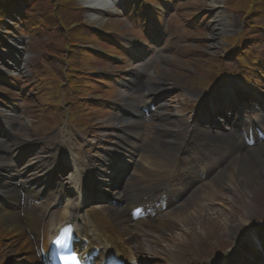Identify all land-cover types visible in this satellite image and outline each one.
Masks as SVG:
<instances>
[{
    "label": "rangeland",
    "instance_id": "obj_1",
    "mask_svg": "<svg viewBox=\"0 0 264 264\" xmlns=\"http://www.w3.org/2000/svg\"><path fill=\"white\" fill-rule=\"evenodd\" d=\"M18 1L0 0V34H8L0 41V51L8 53L1 48H12L14 40L22 45L17 43L16 47L21 49L16 52L17 59L10 62L13 68H6L0 61V70H3L0 72L5 74L0 79V103L9 106L8 111L15 109L13 113L18 121L11 131L13 144L37 143L47 153L52 144L59 143V135L63 133L76 140L78 147L89 155L103 156L116 143L113 140L117 136L115 129L125 126L118 114L109 113L107 106L112 104L118 109L124 108L126 102H134L139 107L143 76L156 85L174 84L201 93L215 86L223 76L241 74L252 89L264 92V84L256 77L257 70L264 69V0H125L124 6H117L115 13L108 12L95 21L92 11L83 7L81 0ZM148 13L158 20L155 27L164 33L166 52L163 54L158 48L153 51L144 38L148 32L144 27ZM216 13L225 18L219 16L220 25H226L220 36H215L213 26ZM7 18L13 19L11 27L4 24ZM102 34L107 35L102 37ZM128 41L139 44L147 55L141 58L137 71L132 70L135 63L131 58L120 55V51L130 53ZM109 44L117 45L115 48ZM231 54L234 57L231 58ZM117 78L131 81L133 85L137 82L138 92L120 89ZM168 92L170 99L166 102H173L172 106L168 104L169 109L174 114L179 107L182 111L180 101L185 96L178 94L174 99L179 90ZM187 106L188 103L184 109L191 113V107ZM157 159L166 165L161 156ZM213 188L205 185L200 190L203 193L190 195L180 208L166 214L165 232L155 234L161 243L154 241L155 237L150 238L158 248L153 250L151 264H166L164 258L172 259L167 249L178 253L181 259L190 253L198 257L197 252L183 248L174 238L191 235L195 243H199L203 237L225 234L228 227L219 231L214 221L217 209L227 213L229 207L230 224L238 225L225 248L212 240L209 248L204 249L206 264H211L221 253H228L230 257L232 248L241 242L246 232L255 233L254 224L264 220V198L260 195L264 187L258 189L259 198H255L254 191L246 196L238 189L239 193L235 194L228 184L220 183ZM213 190L219 198L214 199V203L208 201L206 221L194 219L190 227L177 222L178 216H186L195 206L204 203L202 195L213 197ZM253 200L260 204L257 208L252 205ZM44 202L52 200L41 198L32 205ZM223 202L226 208L220 206ZM246 210L252 213L248 217L249 224L243 222ZM191 227L194 234L188 231ZM162 249L166 253L162 255L164 258H159L156 251Z\"/></svg>",
    "mask_w": 264,
    "mask_h": 264
},
{
    "label": "bare ground",
    "instance_id": "obj_2",
    "mask_svg": "<svg viewBox=\"0 0 264 264\" xmlns=\"http://www.w3.org/2000/svg\"><path fill=\"white\" fill-rule=\"evenodd\" d=\"M83 3L86 7L95 11V14L93 15L94 21L100 20L106 10L116 11L113 0H83ZM221 31L218 32L219 34H217V36H220ZM17 43L22 46L19 42ZM138 88L139 87H135V91H138ZM153 89L157 90L154 86L152 87V90ZM195 96L196 95H194V97ZM126 105L127 108L135 109L132 104H129L128 102H126ZM155 117L158 129H155L154 132L153 130L149 132L150 143H152V145H148L143 156L137 154V156L134 157L132 155L131 161L128 158L127 164L123 161L126 165L125 169L129 168L127 170V177L129 179L128 184L136 182V190L150 187L151 185H148V183L157 181V179H152L155 176H158V178L165 176L161 166L156 163L154 157L146 156L148 152L151 151L153 154L157 155L161 154L166 162H170L176 172L179 168V162H177L176 156H179L180 153L184 151L182 147H175L171 144L168 145L167 139L164 135L162 137L159 136L162 132L167 131L170 128V123L174 122L175 126H179L176 120L170 115L157 114ZM125 124L126 126L122 134L128 133L134 135V137H139L140 126H137V122H126ZM204 134H201L200 137L195 134V139H200V145H203L208 139ZM118 137V145L125 148L128 139L121 141L120 134ZM65 138L68 137L64 135L59 136V143L52 145V149L50 148L47 153H45V151L42 152V150L41 152L36 153L34 149L37 145H35L33 156L27 158L26 162L22 164H20V160H17L14 157V154H6L7 156L0 157V172L5 173L0 175V178L8 175L11 176L10 181H13L14 179L12 176L16 175L21 179H27L26 182L21 183L24 186L25 194L29 193V189H31L33 185L34 187L43 186L42 191L46 192V183L40 185L38 181H43L44 179L49 180L52 174H56L59 171H65L68 175L66 182L58 185V183L56 184L50 180L47 181V183H50V186L52 187L58 186L63 190L68 189L74 196L69 201L65 202L62 200L58 202L56 200L57 205H55L54 210L51 213L47 212V203H42L40 205V213L42 216L36 220L32 219V209H23L22 213L25 217L24 220L26 225L23 224L19 214H17V212L20 213L21 209L17 208L16 213H10L1 209L0 264H42V254H47L50 241L55 237L62 226L69 223H72L75 226L76 236L84 254H87L90 251H98L97 264H101L104 259L108 260L112 256L123 259L129 264L133 261L139 262L142 257L153 256V250L158 248L153 246L154 243L150 241V238L155 237V234L165 232L167 222H165L163 218L156 219L148 217L149 223L143 225L130 219L127 216V213H125V207H123V205L126 206L123 197L124 193L129 190L127 187L128 184L126 185L125 190H122V188L118 189V186L123 183L122 180L119 184H113L110 182L111 180H109V177L113 178L112 174L116 171V168L110 164V161H112L111 156L107 157L105 163L99 161L94 162L90 158L91 156L79 153V150L71 145L69 141L65 140ZM213 142H215L217 148L222 143L218 140H214ZM228 144L229 143L226 142V145ZM10 149V153H14ZM17 149H19V147ZM27 149L28 146L22 150V153ZM127 149L132 151L134 146L131 145V147H128ZM254 149L255 150L252 153L247 150L242 156L239 158L237 157L234 160L229 159L231 155L228 157L227 152L217 153L216 156H213L217 160V163L221 162L225 165L221 167L222 169L220 171H217L212 176L208 185L215 189L217 184H228L232 187L235 194L239 193L238 189L244 191L243 194H246V196L252 194V191H254L255 193L253 194H255V198H259L260 191H258V189L260 188V190H263L264 187V145L262 147H255ZM118 151V153L123 152L121 148ZM193 152H197V150H194ZM66 154H69V156L72 157V162L75 164V171L65 168V161L68 160L65 156ZM118 156L119 155H114V158H117ZM202 158L203 157L195 158L193 161L197 162L198 159ZM96 165L97 167H95ZM133 168L135 169L133 170ZM14 169L21 170H18L17 173L14 172ZM185 169H187V165ZM187 173L184 170L183 174L186 175ZM192 175L193 173L188 177ZM134 178L136 180H134ZM93 180L95 187L100 188L103 191L111 192L109 196L107 195L106 201H85L88 200V198H86L87 191L80 190L84 189L86 182L93 183ZM140 181L145 182L141 183ZM187 184L188 182L186 180L183 181L180 184L179 189H184ZM0 189H6L5 179L3 182H0ZM199 190L200 189L197 188L195 191L199 192ZM146 192L153 193L149 190ZM211 192L213 193V197L211 194L202 195L201 197L205 200L204 203L195 206L190 214L186 216H178L177 222L183 227H190L193 225L191 223L194 219H197L200 222L206 221L208 216L205 208L208 205V201L214 203V201L219 198V194H216V190ZM46 193H48V191ZM6 194L10 197L9 200L16 197L14 191H8ZM58 195L59 194H57L56 199L58 198ZM260 195L264 198V193H260ZM183 197L184 196H181L180 198L182 199ZM258 201H260V199H258ZM251 203L253 205L258 202L253 200ZM227 204H229V202ZM258 205L260 204H255L253 206L257 208L256 206ZM220 206L226 208L224 202ZM180 207L181 205L177 207V209ZM249 207L247 209H249ZM229 211V207L226 211L227 213L222 212L219 209H217L216 212L214 211V214H216L214 221L218 225L219 231L225 226L228 227L225 234H213L212 238L200 237L201 239L199 243H195V237L191 235H180L174 238L177 244L183 248L197 252L199 255L198 257H195L193 253H190L181 259L178 253L171 251L170 249H167L166 252L172 259H167L162 256L166 253L164 249L156 251V254L159 257L164 258L166 264H206L207 258L203 256L204 249L213 243L212 240H215L220 248H225L229 243L231 237L230 234L238 225L235 223L231 226V217L228 216ZM244 214L246 215V218L243 222L248 223V217H251L252 213L249 214L246 210ZM45 216H47V220L46 223L43 224L42 222L45 219ZM234 221L235 219H233V222ZM132 222L135 223L131 225ZM188 231H190L191 234H194V229L192 227L189 228ZM226 234H229V236ZM155 239L156 240L154 241L161 243L160 238L155 237ZM3 241L5 243H3Z\"/></svg>",
    "mask_w": 264,
    "mask_h": 264
}]
</instances>
